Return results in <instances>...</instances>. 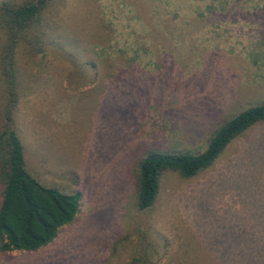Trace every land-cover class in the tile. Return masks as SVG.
I'll return each instance as SVG.
<instances>
[{"label":"rangeland","instance_id":"1","mask_svg":"<svg viewBox=\"0 0 264 264\" xmlns=\"http://www.w3.org/2000/svg\"><path fill=\"white\" fill-rule=\"evenodd\" d=\"M45 19V51L16 52V130L79 210L0 264H264V121L193 177L164 172L148 209L134 185L147 149L200 152L264 102V0H53Z\"/></svg>","mask_w":264,"mask_h":264},{"label":"trees","instance_id":"2","mask_svg":"<svg viewBox=\"0 0 264 264\" xmlns=\"http://www.w3.org/2000/svg\"><path fill=\"white\" fill-rule=\"evenodd\" d=\"M53 0H0V253L35 251L54 240L79 210L80 192L41 183L26 166L15 113L20 96L16 52L42 53L46 47L45 12ZM264 121V102L251 105L225 121L200 152L147 149L138 160L136 208H150L161 175L176 172L190 178L208 168L235 137ZM131 263L154 264L149 254Z\"/></svg>","mask_w":264,"mask_h":264}]
</instances>
